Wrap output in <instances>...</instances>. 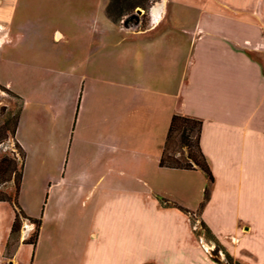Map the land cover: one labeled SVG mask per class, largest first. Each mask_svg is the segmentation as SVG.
<instances>
[{
    "label": "crops",
    "instance_id": "obj_1",
    "mask_svg": "<svg viewBox=\"0 0 264 264\" xmlns=\"http://www.w3.org/2000/svg\"><path fill=\"white\" fill-rule=\"evenodd\" d=\"M98 1L52 0V71L70 73L56 77L68 84L64 170L52 185V119L32 126L21 94L17 202L41 224L34 245L10 241L15 210L0 202V264H264V0H152L145 23L142 10L113 23ZM174 115L202 123L212 183L159 166ZM29 136L50 181L42 214L25 203ZM197 172L201 209L206 188L184 201Z\"/></svg>",
    "mask_w": 264,
    "mask_h": 264
},
{
    "label": "rangeland",
    "instance_id": "obj_2",
    "mask_svg": "<svg viewBox=\"0 0 264 264\" xmlns=\"http://www.w3.org/2000/svg\"><path fill=\"white\" fill-rule=\"evenodd\" d=\"M90 1L99 2L98 0ZM138 10L144 12L145 23L147 11L141 8L134 9L126 16H137ZM0 36L3 37L0 41V85L8 87L23 100L24 96L27 97V102L30 104L27 110L32 126L40 127L44 121L47 122L52 119L51 174L53 185L62 176L63 173L61 174V172L63 171L61 169L64 170L62 162L65 161L66 156L64 154L65 141H63L65 136L62 133L66 126L69 127L70 117L68 116L70 114L66 118L64 101L68 84L64 83L63 78L68 77L70 73L68 69L64 70L62 67L52 71V0H0ZM56 77L63 79H61V84H56L59 81V78ZM54 94L58 100L61 98L57 95H62V99L59 102L58 100L53 102L57 108L59 107L58 110H61L57 115V120L53 122L54 119L51 116L54 112L52 110V95ZM19 107L20 101L18 99L0 90V159H11L17 165L20 164L19 151L16 149L9 131L12 128L14 114ZM59 114L62 115L61 118H59ZM36 138L29 136L30 149L25 151L29 154L25 179V203L33 211L42 214L46 207V198L50 193V181L43 180L48 171L40 163L44 158H39L33 147ZM169 153L182 163L187 161L186 149L181 146L177 136L170 146ZM7 176L8 174L3 175L0 179H6ZM192 177L195 194L189 196L186 192L184 201L195 206L199 199L201 200L203 188L208 186V182L202 172H197ZM197 188H199L200 193L197 192ZM14 191L13 178L0 186V196L7 195L13 198ZM38 191H40L39 202L37 201ZM55 191L52 192V199L56 195ZM53 210V208L50 209V211ZM34 230L35 228L32 229L30 236H27L21 225L19 234L11 235L10 241L15 242L20 233L26 238L31 237Z\"/></svg>",
    "mask_w": 264,
    "mask_h": 264
},
{
    "label": "trees",
    "instance_id": "obj_3",
    "mask_svg": "<svg viewBox=\"0 0 264 264\" xmlns=\"http://www.w3.org/2000/svg\"><path fill=\"white\" fill-rule=\"evenodd\" d=\"M152 2H153L152 0H108V4L105 9V15L110 21H112L113 23H117L123 16L128 15L134 9L141 8L145 11H148ZM0 90L4 91L8 95L13 96L14 98L20 101V107L14 114L12 128L9 131L10 136L14 140V145L16 149H18L19 151L20 164L17 165L14 161L8 158L0 159V177L8 174L6 179H0V186L11 181L13 178L14 190H15L14 197L11 198L10 196L7 195L0 196V202H7L15 210V219L12 225L11 235L17 233L19 234L23 220H27L35 225L34 233L29 238L31 244L34 245L38 237L41 221L39 219L35 220V219L27 218L20 210L17 202L20 193L22 178H23L25 154L20 148V146L17 144V142L15 141V132L18 125L23 102L20 97L13 94L7 88L0 86ZM201 125L202 123L198 120L187 118L184 116L174 115L171 119L168 135L162 149V155L160 158L159 166L162 168L166 167L170 169H181V170H193L195 167H197L204 172V174L208 179V182L212 183L213 177L211 171L203 155L201 154L199 148ZM176 136L178 137V141L181 144V146L186 149L187 161L185 163H182L174 155L169 153L170 146L174 143V139ZM208 198H209V189L208 187H206V189L204 190V198L200 205V209L203 208ZM179 209L189 213L191 216L192 224L195 223L194 213L188 212L187 210H184L181 207H179ZM200 227L204 232V234L206 235V237H210L209 229L202 222L200 223ZM216 244L217 245L213 253L214 255H216L218 250L223 251L222 246L219 245L218 243ZM224 254L228 264H238V263H234L229 255H227L226 253Z\"/></svg>",
    "mask_w": 264,
    "mask_h": 264
},
{
    "label": "water",
    "instance_id": "obj_4",
    "mask_svg": "<svg viewBox=\"0 0 264 264\" xmlns=\"http://www.w3.org/2000/svg\"><path fill=\"white\" fill-rule=\"evenodd\" d=\"M138 12L140 13L141 11H140V10H138Z\"/></svg>",
    "mask_w": 264,
    "mask_h": 264
}]
</instances>
